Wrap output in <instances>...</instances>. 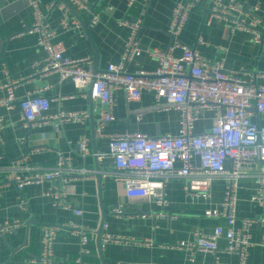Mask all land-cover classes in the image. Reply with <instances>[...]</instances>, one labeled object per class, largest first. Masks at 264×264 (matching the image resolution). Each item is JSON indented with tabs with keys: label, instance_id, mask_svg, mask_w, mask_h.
Returning <instances> with one entry per match:
<instances>
[{
	"label": "crops",
	"instance_id": "1",
	"mask_svg": "<svg viewBox=\"0 0 264 264\" xmlns=\"http://www.w3.org/2000/svg\"><path fill=\"white\" fill-rule=\"evenodd\" d=\"M42 5L64 3L63 0H39ZM66 1V0H65ZM93 12L99 14L95 27L89 24L86 15L76 7L68 5L69 18L81 21L82 28L63 30L60 23L64 12L58 7L47 14L46 21L55 33L54 42L63 43L65 55L71 59H90L97 72L105 71L111 64H118L123 56L128 36V29L120 26L123 19H136L144 9L142 27L138 32L142 55L127 64L130 73L138 71L152 72L157 68L156 61L148 56L154 49L167 50L172 39L168 30L173 9L182 0H136L129 8L131 0H87ZM246 8L258 7V15L264 18V0H238ZM210 0H201L190 14L181 35L184 44L195 49L208 60L225 59V70L243 77V71L264 73L262 48L253 44L252 35L246 32H231L223 20L211 18ZM33 23L32 10L24 0H0V87L8 78L22 84L17 89L18 98L28 94L42 96L51 101L48 115L66 113L85 114L81 123L63 122L59 129L54 123L46 126H24L21 110L0 109V117L5 120L0 143V168L11 165L15 160L26 156V166L50 170L58 161L59 154L73 160L67 185V200L77 209L83 211L76 216L72 211H65L52 205L43 193L52 187L45 183L40 186L26 187L22 196L28 210L20 207V194L14 185L5 183L0 173V224L14 222L24 223L15 231L0 234V264H32L31 258L41 251V228L43 226L60 227L55 249L56 264H73L80 256V237L72 234V225L81 226L89 233L90 241L86 248L90 254L82 257L84 264H189L188 254L182 250L171 249L172 246L188 241L195 229L212 234L216 227H226L221 219L207 218L208 210H221L225 184L215 182L208 199L189 196L182 180L170 181L165 193L169 201L166 208H160L146 199L130 200L126 197L124 184L117 182L111 174L114 161L109 154L110 137L142 133L149 137L179 133V113L173 108L158 107L154 94L143 92L137 101L127 102L121 90L113 93V115L115 122L109 123L100 138H95L101 114L106 110L95 99L92 87L79 94L71 80L61 81L60 76L41 73L45 65V54L37 45V36L23 34L25 27ZM181 57V50L173 53ZM260 83V81H258ZM5 93L0 90V99ZM214 114L204 112L197 122L196 133L208 132L213 124ZM253 122L264 124V117L253 113ZM57 123V122H56ZM25 139L20 145L19 140ZM83 139L90 140L91 155L82 156L77 143ZM104 155L103 162H98L94 154ZM262 166V165H261ZM261 166L248 171L249 177L240 182L237 216L239 219H259L264 216V206L251 201L258 189L255 175ZM86 170L93 177H83L79 171ZM100 174V180L97 175ZM122 206V215L116 216L114 210ZM107 224L108 229L103 226ZM240 226V221L236 227ZM102 231L101 240L99 232ZM120 236L125 243H110L102 247L104 234ZM253 246L250 248L247 264H264V247L259 245L262 230L254 226L251 230ZM101 242V243H100ZM151 242V246L143 245ZM220 249L227 246L225 238L218 241ZM195 264H236L233 255L220 254L216 262L214 256L198 253Z\"/></svg>",
	"mask_w": 264,
	"mask_h": 264
},
{
	"label": "built area",
	"instance_id": "2",
	"mask_svg": "<svg viewBox=\"0 0 264 264\" xmlns=\"http://www.w3.org/2000/svg\"><path fill=\"white\" fill-rule=\"evenodd\" d=\"M8 1V0H4ZM32 10L33 23L20 33L37 36V45L45 54V65L41 73L45 76L56 73L61 81L71 80L79 94H84L87 87H92L93 96L106 110L95 133L100 138L105 126L115 122L113 115V93L124 92L127 102L137 101L143 92L154 94L156 106L173 108L179 113V133L176 136L166 135L149 137L142 133L113 135L110 137L109 154L114 161L111 174L117 182L124 184L125 195L130 200L143 199L154 202L160 208L169 205L165 188L172 180H182L189 196L208 199L215 182H223L224 198L221 210H208L207 218L221 219L226 227L218 226L212 234L195 229L192 238L180 242L171 249L182 250L188 254L189 264H195L198 253L214 256L216 262L220 254L233 255L236 264H247L250 248L253 246L251 230L259 226L262 237L259 245L264 247V216L259 219H239L237 216L240 182L249 177L250 170L260 167L255 175L258 189L251 201L264 206V124L253 122V113L264 117V73L243 71V77L225 70V59L208 60L195 49L184 44L181 35L188 22L191 10L201 0H182L173 9L168 35L172 39L170 47L163 51L154 49L148 56L156 61L157 68L152 72L138 71L130 73L127 64L142 55L139 46L138 32L142 27L145 10L136 19H123L119 25L128 29L127 41L123 56L118 64H111L105 71L97 72L90 59H71L65 55L63 43L54 42L55 33L49 28L46 17L58 7L64 12L60 23L63 30L81 29L82 23L69 18V7L72 5L86 15L90 27L99 22V14L91 10L87 0H66V3L42 5L39 0H24ZM151 0H145L148 4ZM136 0L129 2V8ZM211 18L223 20L231 32H246L252 35L253 44L262 48L264 59V18L258 15V7L246 8L238 0H210ZM181 50V57L173 53ZM260 81V83H258ZM18 80L8 78L0 87L5 93L0 99V109L7 111L19 106L26 128L46 126L54 123L56 129L63 122L81 123L85 114L66 113L48 115L51 101L42 96L28 94L18 98L16 91L21 86ZM204 112L214 114L211 129L205 133H196L195 128ZM57 122V123H56ZM5 120L0 117V143L5 129ZM20 145L25 139L19 140ZM90 140L83 139L77 143L82 156L91 155ZM98 162H103L104 155L94 154ZM27 157L15 160L10 166L0 168L6 184L14 185L20 194L19 204L24 211L28 210L23 190L31 185L45 183L52 187L43 193L56 208L72 211L82 216L83 211L74 208L67 200V185L73 160L59 154L56 166L50 170H41L26 166ZM71 173L67 175V173ZM83 177H93L86 170L79 171ZM123 207L114 210L116 216L122 215ZM240 221V226L236 227ZM19 220L0 224V234L15 231L23 225ZM104 230L108 225L103 226ZM61 231L60 227L43 226L41 228V251L31 258L32 264H56L54 249ZM72 234L80 237V256L73 264H84L83 256L90 254L86 248L90 241L89 233L83 227L72 225ZM225 238L227 246L220 249L218 241ZM127 240L120 236L104 234L102 247L110 244H122ZM143 245L151 246V242Z\"/></svg>",
	"mask_w": 264,
	"mask_h": 264
},
{
	"label": "water",
	"instance_id": "3",
	"mask_svg": "<svg viewBox=\"0 0 264 264\" xmlns=\"http://www.w3.org/2000/svg\"><path fill=\"white\" fill-rule=\"evenodd\" d=\"M63 2L67 4V2H66L65 0H63ZM88 25H89V24H85V25H84V28H85L86 30H87ZM95 71H97V70L95 69ZM100 177H101V175L98 174V175H97L98 180H100ZM101 236H102V231L99 232V237H100L99 239H100V240H101ZM100 243H101V242H100Z\"/></svg>",
	"mask_w": 264,
	"mask_h": 264
}]
</instances>
